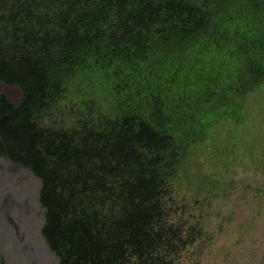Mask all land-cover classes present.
<instances>
[{
    "label": "trees",
    "instance_id": "16d2710c",
    "mask_svg": "<svg viewBox=\"0 0 264 264\" xmlns=\"http://www.w3.org/2000/svg\"><path fill=\"white\" fill-rule=\"evenodd\" d=\"M0 82V158L39 181L58 264H155L179 168L264 87V0H0ZM59 105L71 126L37 123Z\"/></svg>",
    "mask_w": 264,
    "mask_h": 264
},
{
    "label": "rangeland",
    "instance_id": "374dc122",
    "mask_svg": "<svg viewBox=\"0 0 264 264\" xmlns=\"http://www.w3.org/2000/svg\"><path fill=\"white\" fill-rule=\"evenodd\" d=\"M0 96L14 106L20 101L18 88L1 82ZM72 106L52 107L37 123L65 129L76 121ZM244 109L249 121L241 127L224 122L170 183L162 198L163 224L176 238L167 236L170 246L155 252V264H264V87ZM39 187L28 170L0 158V264H11L6 227L7 240L19 238L33 264H58L40 233ZM187 231H194L190 243Z\"/></svg>",
    "mask_w": 264,
    "mask_h": 264
},
{
    "label": "bare ground",
    "instance_id": "6f19581e",
    "mask_svg": "<svg viewBox=\"0 0 264 264\" xmlns=\"http://www.w3.org/2000/svg\"><path fill=\"white\" fill-rule=\"evenodd\" d=\"M18 214V213H17ZM22 221V220H21ZM1 224H2V222H1ZM5 227V226H4ZM14 227V226H13ZM20 228L22 229V227L20 226ZM5 229V228H4ZM28 228H26V230H27ZM2 230V229H1ZM0 230V232L2 233V231ZM9 230H11V229H9L8 227H6V230H4V232L3 233H7V235L5 236V235H2L3 236V240H4V245L5 246H8V249L7 250H9V254L11 255L10 257V260H11V262H9V263H11V264H33L32 262H34L33 261V259L31 258V256H29L28 255V252L26 251V248L23 250L22 249V247H20L19 246V243H20V240H19V238L17 239L16 237H11V238H9L8 240H7V236H9L8 234L9 233H11V232H9ZM15 230H13V232H14ZM5 233V234H6ZM29 233H31V231L29 232ZM15 234V233H14ZM13 234V235H14ZM12 236V235H11ZM16 236V235H15ZM31 237V236H30ZM1 239V238H0ZM9 241V242H8ZM19 242V243H18ZM37 242V241H36ZM3 244V243H2ZM36 244H38V243H35L34 245H35V248H37V246H36ZM12 245V246H11ZM26 245V244H25ZM28 245V244H27ZM2 247H4V246H2ZM46 247H48V246H46ZM42 248V247H41ZM6 249V248H5ZM47 249V248H46ZM28 250V249H27ZM33 250V249H32ZM38 251V250H37ZM47 251V250H46ZM7 252V251H6ZM35 253H37L36 252V250H35ZM47 254V253H46ZM33 255V254H32ZM38 255H40V254H38ZM34 257V256H33ZM35 259V258H34ZM45 259H46V257H45ZM38 263V262H37Z\"/></svg>",
    "mask_w": 264,
    "mask_h": 264
}]
</instances>
